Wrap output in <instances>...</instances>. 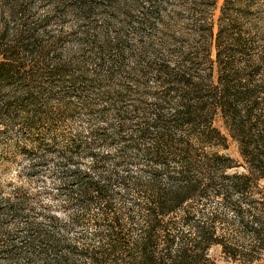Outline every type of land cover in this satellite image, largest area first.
Returning a JSON list of instances; mask_svg holds the SVG:
<instances>
[{"label": "trees", "instance_id": "trees-1", "mask_svg": "<svg viewBox=\"0 0 264 264\" xmlns=\"http://www.w3.org/2000/svg\"><path fill=\"white\" fill-rule=\"evenodd\" d=\"M252 1L224 0L212 59L215 0H185L181 26L165 0H0V131L30 135L5 160L0 264L263 260Z\"/></svg>", "mask_w": 264, "mask_h": 264}, {"label": "rangeland", "instance_id": "rangeland-1", "mask_svg": "<svg viewBox=\"0 0 264 264\" xmlns=\"http://www.w3.org/2000/svg\"><path fill=\"white\" fill-rule=\"evenodd\" d=\"M215 1L216 2L214 7H212L210 10L206 8L205 10L206 14H204V18L207 19L206 22L211 23L213 27V38L211 41L212 59H214V54H215L213 45H214V36L217 30V22L220 16V10L224 3V0H215ZM165 2L174 3L173 9H170L171 7H169V10L174 11V16L178 20L176 24L180 26L183 24L187 25L188 22L184 20V16H187V11H185L184 14L183 12H181L185 0H165ZM251 5L253 6V11L256 13L254 14L251 24L249 25V28L250 26H253L254 28L259 29L261 32L264 33V0H254L251 2ZM180 20L183 22H180ZM65 44L66 47L69 48H72V46H74L66 42ZM245 53L248 54V50H246ZM215 125L220 129L222 133L226 134V131L220 119H216ZM16 128L12 130H6L3 132L0 131V186H6L10 181H13L15 179L18 167L14 166V164H9V162L5 160L6 159L10 160L14 157H20L18 154L19 148L30 136L26 130H21ZM221 153L229 156L235 162L241 161V158L239 156L238 145L231 139L228 140V148L226 150H222ZM209 255L215 261V264H238L224 257V255L221 252V248L218 246L211 247V249L209 250ZM254 264H264V257L262 261Z\"/></svg>", "mask_w": 264, "mask_h": 264}]
</instances>
